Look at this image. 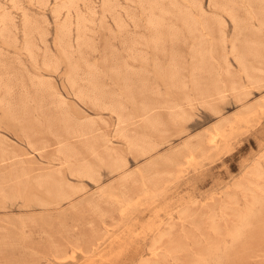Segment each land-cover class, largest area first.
<instances>
[{"label": "rangeland", "instance_id": "rangeland-1", "mask_svg": "<svg viewBox=\"0 0 264 264\" xmlns=\"http://www.w3.org/2000/svg\"><path fill=\"white\" fill-rule=\"evenodd\" d=\"M222 2L234 11L237 24L224 11L211 7L209 0L191 4L187 0H0V182L1 176L24 168L35 176L49 172L54 180L59 179L56 172L60 170L64 180L83 186L80 195L60 206L39 205L33 198L42 193L33 187L10 201L0 198V264H264V111H260L264 110V70L257 73V82L245 73L248 67L264 65V26L259 23L264 21V0ZM172 3L188 11L192 20L205 18L211 31L199 35L185 28L174 18ZM236 39L239 43L255 40L261 47L241 62L240 53L231 47ZM204 47L213 51V67L210 74L200 73L198 81L200 87L210 85L213 96L209 101L200 97L192 80L195 53ZM175 62L183 64L184 92L169 83ZM76 64L79 73L97 76L111 109L76 98L67 83L68 69ZM142 83L148 88L147 111L137 90ZM81 84L89 86L86 80ZM40 85L45 89L43 104L38 102ZM251 105L259 106L250 109ZM118 108L125 124L114 111ZM244 108L250 115L248 110L241 113ZM184 113L183 119L176 117ZM240 114L247 116L237 119ZM65 118L78 126L76 133H62L60 123ZM86 123L92 124L91 135L99 144H106L114 157L127 161L123 171L113 172L91 157L88 147L93 137L81 128ZM217 129L221 136L215 142L212 135ZM137 133L148 134L157 149L146 156L133 152L130 140ZM60 134L66 135L81 161L87 159L97 167L100 183L70 176L65 155L59 151ZM30 141L35 143L31 146ZM127 174L135 179L133 184L125 183ZM144 180L156 183L145 188ZM31 181L4 183L17 188ZM127 196L133 198L130 203L124 200ZM91 201L105 215L91 211L86 206ZM185 210L190 219H180ZM117 223H136L129 234L140 241L110 244L113 233L125 236V230L117 227L106 233L105 228L112 229ZM101 236L106 243L95 244ZM77 238H84L87 243L82 248L90 251L82 250L73 259L66 257L65 262L53 261L51 241L66 244Z\"/></svg>", "mask_w": 264, "mask_h": 264}, {"label": "bare ground", "instance_id": "bare-ground-1", "mask_svg": "<svg viewBox=\"0 0 264 264\" xmlns=\"http://www.w3.org/2000/svg\"><path fill=\"white\" fill-rule=\"evenodd\" d=\"M176 1V0H175ZM187 1H190V4H191V2H194V0H187ZM171 2V1H170ZM249 2V1H248ZM250 2H251V0H250ZM65 3V2H64ZM69 3H70V1H69ZM72 3V2H71ZM251 4V3H250ZM61 5V4H60ZM189 5V4H188ZM209 5L211 6V7H213V8H215V9H218V10H222V11H224L225 13H227L228 15H230L232 18V21H233V19H235V23L237 24V22H236V16L235 15H233L234 13V11L232 12L231 10V7H229L226 3H223L222 2V0H209ZM172 6L174 7V11H173V16H174V18H177L178 20H180L181 22H182V24L185 26V28H187V29H189V30H195L196 31V33H198L199 35L201 34V32H203V31H211V28H212V26H211V24L209 23V21H207L205 18H201V19H199V20H192V19H190V16H189V13H187V12H185L184 10H182V8L179 6V4L178 3H172ZM195 6V5H194ZM57 7V6H56ZM65 7V6H64ZM59 8V7H58ZM160 8V4H159V2H158V9ZM192 8H194L193 6H192ZM252 9V8H251ZM57 10V9H56ZM56 10H55V12H56ZM260 10V9H259ZM59 11V9L57 10V13H59L58 12ZM163 11V10H162ZM254 11V10H253ZM54 12V13H55ZM168 12V11H167ZM205 12V11H204ZM5 13V12H4ZM201 14V13H200ZM199 14V15H200ZM205 15H206V13H204ZM203 14V15H204ZM153 16V15H152ZM192 16V15H191ZM196 18H197V15L195 16ZM199 17V16H198ZM257 17L258 16H256V19H257ZM157 18V17H156ZM200 18V17H199ZM155 19V18H154ZM194 19V18H193ZM150 20V19H149ZM221 20V19H220ZM239 20V19H238ZM261 21V20H260ZM151 23V22H150ZM161 23H162V17L161 18H159L158 19V31H160L161 29L159 28V26H161ZM220 23H222L221 21H220ZM224 23V22H223ZM233 23H234V21H233ZM239 23V22H238ZM259 23H261V25H262V27L264 26V21H262V22H259ZM29 25V24H28ZM221 25V24H220ZM3 26H5V25H3ZM152 26H153V23H152ZM155 26V25H154ZM183 26V27H184ZM236 26H238V25H236ZM261 27V26H260ZM261 27V28H262ZM174 28V27H173ZM238 28H240L239 26H238ZM35 35V34H34ZM202 36V35H201ZM210 36V35H209ZM226 37V36H225ZM225 37H223V39L225 38ZM162 39V37H161V35H159L158 36V48L161 46V43H160V40ZM201 39V38H200ZM156 41V40H155ZM225 40H223V42H224ZM226 42V41H225ZM224 42V43H225ZM229 42H230V40H229ZM259 42H262V40L260 41L259 40ZM193 44V43H192ZM264 43H262V46H264L263 45ZM213 46V44H210V46ZM225 45H226V43H225ZM231 46V45H230ZM258 46H260L261 47V45H260V43H258V41H255V40H250V41H248V40H246V41H244V42H240L239 43V39H236V40H234L233 41V43H232V48H233V52L234 53H240V61L241 62H244L245 60H246V58L248 57V55L249 54H251L252 53V55H254V54H257V50H255V49H257V48H260V47H258ZM191 47H193V45H191ZM225 47V46H224ZM211 48V47H210ZM213 48V47H212ZM231 48V49H232ZM226 49V48H225ZM230 49V48H229ZM212 51V50H211ZM211 51H210V49H207V48H203V49H199V50H197L196 51V53H195V59H196V64H195V68H194V72H193V74H192V80L194 81H196V83H194V89H196L197 91H199V94H200V97L202 96V97H204L205 98V100L207 99L208 101L209 100H211V98H212V90H211V87H209L210 85L207 83L206 85H204L203 87H200V84H199V81H198V76L200 75V73H202V72H207V73H209L210 74V71H211V69H212V67H213V65H212V57H213V55H212V53H211ZM262 51V50H261ZM213 52V51H212ZM232 52V51H231ZM176 54V53H175ZM230 54V53H229ZM232 54V53H231ZM64 55H66V54H64ZM225 55V54H224ZM228 55V54H227ZM226 55V56H227ZM234 55V54H233ZM238 56V55H237ZM237 56H234L235 58H237ZM232 57V56H231ZM179 58V57H178ZM214 58V57H213ZM234 58V59H235ZM67 59V58H66ZM65 59V60H66ZM173 59H175V58H173ZM238 59V60H239ZM68 60V59H67ZM215 60V59H214ZM236 60V59H235ZM237 61V60H236ZM69 65V64H68ZM183 67V64L181 63V62H175V64L173 65V67H172V69H171V71H170V74H169V76H168V78H169V83H170V86L171 87H173V88H176V89H178V90H180V91H182V92H184V89L186 88V83L185 82H183V79H184V75L180 72V69ZM48 68V67H47ZM48 69H50V67L48 68ZM55 69V68H54ZM53 69V70H54ZM57 69V68H56ZM77 69H78V66H77V64L76 65H73V66H71V67H69V69H68V71H69V80H68V82L67 83H69V86H70V88L73 90V92H74V94H75V96H76V98H78L80 101H82V102H86V103H91L92 105H94L95 107H97V108H101V109H111V107L113 106V105H111V103L108 101V98L105 96V94H104V92L101 90V88H100V86L98 85V83H97V76L96 75H94V74H92V73H87V74H81V73H79L78 71H77ZM50 70H52V69H50ZM90 70V69H89ZM264 70V65L263 66H261V67H248V68H246L245 69V73H246V75L248 76V78L249 79H251V81H254V82H257L259 79H258V77H257V73H259V72H261V71H263ZM158 71V70H157ZM45 72V71H44ZM56 72V71H55ZM166 72H167V69H166ZM229 72V71H228ZM242 72V71H241ZM243 72H244V70H243ZM157 73V72H156ZM161 73V72H160ZM244 73V74H245ZM228 74V73H227ZM243 75V74H242ZM162 76V75H161ZM166 76H167V73H166ZM246 76V77H247ZM105 77H107V76H105ZM157 77H159L158 75H157ZM204 77V76H203ZM163 78V77H162ZM162 78H161V81H162ZM159 79V78H158ZM166 79H167V77H166ZM247 79V78H246ZM81 80H86L88 83H89V86L88 87H86V86H83L82 84H81ZM160 80V79H159ZM164 80H165V78H164ZM129 82H131V79H129L128 80ZM225 84V83H224ZM208 85V86H207ZM234 86V85H233ZM137 88H139V89H137L138 90V92H139V95H140V97H141V105H142V108L145 110V111H147L149 108H150V103L147 101V99H148V88H147V86H146V84L145 83H142V84H140V85H138L137 86ZM37 90H38V94H39V103L40 104H43V102H44V96H45V93H44V91H45V89H43L42 87H41V85L40 86H38L37 87ZM170 90H171V88H170ZM124 92H125V90H123ZM132 91V90H131ZM169 91V90H168ZM248 92V91H247ZM217 93V92H216ZM222 93V89H219V91H218V94L220 95ZM59 95V94H58ZM172 95V94H171ZM238 95V94H237ZM61 96V95H60ZM127 96V95H126ZM55 97V96H54ZM170 97V96H169ZM61 98V97H60ZM63 98V97H62ZM130 99V98H129ZM225 99V98H224ZM237 99V98H236ZM242 100V99H241ZM245 100V99H244ZM129 101H132V100H129ZM259 102V101H258ZM64 103V102H63ZM256 103V102H255ZM259 103H261V100H260V102ZM263 104H264V102H263ZM209 105V104H208ZM253 105V104H252ZM250 106V109L252 108V107H254V106ZM136 106V105H135ZM256 106V105H255ZM259 106V105H258ZM258 106H256V108L258 107ZM137 107V106H136ZM248 107V106H247ZM255 108V107H254ZM255 108V109H256ZM260 108H261V105H260ZM259 108V109H260ZM4 109V108H3ZM37 109V108H36ZM245 109V108H244ZM263 109H264V105H263ZM247 110H248V108H247ZM246 109H245V112H241V113H246V111H247ZM253 110V109H252ZM2 111V110H1ZM7 111L8 110H6V113H4L5 115H4V117H6V114H8L7 113ZM37 111V110H36ZM79 111V110H78ZM83 111V110H82ZM115 112H117L118 114H119V116H120V120H121V123L122 124H125V122H126V119H125V117L123 116V114L121 113L122 111L121 110H119V108L118 109H116V110H114ZM244 111V110H243ZM251 111V110H250ZM260 111H262L261 113H263V111L264 110H260ZM2 112H5V110L4 111H2ZM253 112L255 113L256 112V110L254 111L253 110ZM257 112H259L258 110H257ZM240 113V112H239ZM252 113V112H251ZM236 114V113H235ZM247 114V113H246ZM246 114H243V115H241L240 114V117L241 116H247V115H250L249 114V110H248V114L246 115ZM256 114H258V113H256ZM11 116H12V114H10ZM252 115V114H251ZM254 115V114H253ZM252 115V116H253ZM232 116V115H231ZM8 118H9V115L7 116ZM177 118H179V119H183L184 117H185V113H184V115H182V114H178L177 116H176ZM230 117V116H229ZM237 117H238V115H237ZM249 117V116H248ZM1 118V117H0ZM3 118V117H2ZM2 118H1V120H2ZM7 118V119H8ZM236 118V117H235ZM247 118V117H246ZM5 119V118H4ZM16 119V118H15ZM86 119H88V118H86ZM118 119V118H117ZM227 119V118H226ZM237 119H242V117L241 118H237ZM237 119H235L236 121H237ZM72 120V119H71ZM89 120V119H88ZM143 120V119H142ZM244 120V119H243ZM247 120H249V118H247ZM16 121V120H15ZM239 121V120H238ZM245 121V120H244ZM8 122V121H7ZM11 122V121H10ZM13 122V121H12ZM146 122V121H145ZM222 122H224V121H222ZM225 122H227L226 120H225ZM16 123V122H15ZM18 123V122H17ZM45 123V122H44ZM233 123H235V122H233ZM237 123H239V122H237ZM14 124V123H13ZM145 124H147V123H145ZM219 124V123H218ZM223 124V123H222ZM227 124V123H226ZM229 124V123H228ZM240 124V123H239ZM245 124V123H244ZM55 125V123H53V122H51L50 123V126L51 127H53ZM217 125V124H216ZM230 125V124H229ZM242 125V124H241ZM222 126V125H221ZM221 126H220V128H221ZM234 126V125H233ZM14 127V126H13ZM226 127V126H225ZM225 127H223V128H225ZM236 127V126H235ZM60 128H61V131H62V133H64V134H67V133H76L78 130H79V128H78V126H76V125H74V124H72V123H70L66 118L65 119H62L61 120V123H60ZM81 128L83 129V130H86L87 132H88V136H89V138H92V140H91V142L89 143V153L91 154V157L93 156V157H95L98 161H99V163L102 165V166H104V167H106V168H108L109 170H113V172H115V171H123L126 167H127V165H128V163H127V161H125V160H123V159H120V158H116V156L114 157L113 156V153H112V151H111V149L106 145V144H104V145H101V144H99V142L96 140V137H94V136H92L91 135V133H92V124L91 123H86V124H84V125H82L81 126ZM227 128V127H226ZM225 128V129H226ZM123 129L124 130H126L125 128H124V126H123ZM159 129V128H158ZM219 129V128H218ZM217 129V130H218ZM230 129H231V126H230ZM240 129V128H239ZM213 130V129H212ZM216 131V130H215ZM221 131H224V129H221ZM226 131V130H225ZM224 131V132H225ZM233 131V130H232ZM232 131H231V133H232ZM237 131V130H236ZM240 131V130H239ZM45 133V132H44ZM208 133V132H207ZM211 133H213V132H211ZM228 133V132H227ZM121 134H122V132H121ZM120 134V135H121ZM222 134H223V132H222ZM120 135H119V137H120ZM237 135V134H236ZM197 136V135H196ZM211 136V135H210ZM212 136H213V138H212ZM211 136V138H212V140L214 141V140H218V138L221 136V133L219 132V130H218V132L215 134V136L214 135H212ZM224 136V135H223ZM229 136V135H228ZM57 137H58V139H59V141H60V143H61V147H60V152L62 153V154H64L65 155V160L64 161H66L67 163H68V168H69V173H70V176L72 175V176H74L75 178L77 177V178H88V180L90 179V181L91 182H95V183H100L101 182V180H102V175L100 174V172H99V170L97 169V167L92 163V162H87L86 160H84V161H81V159L80 158H78V155H79V153H78V151L77 150H75L74 148H73V146L71 145V144H68V142H67V139H66V135H62V134H60V135H57ZM225 137V136H224ZM230 137V136H229ZM231 137H233L232 135H231ZM193 138V137H192ZM226 138V137H225ZM228 138V137H227ZM79 139V138H78ZM127 139H130V138H127ZM221 139V138H220ZM230 139V138H229ZM191 140V139H190ZM202 140V139H201ZM211 139H210V141H212ZM217 140L215 141V142H217ZM222 140H224L223 139V137H222ZM228 140V139H227ZM208 141V140H207ZM206 141V142H207ZM210 141H209V143H210ZM35 143V141H30V144H31V146L33 145ZM59 143V144H60ZM110 143V142H109ZM203 143H205V142H203ZM225 143H227L226 141H225ZM229 143H231V142H229ZM189 144V143H188ZM187 144V145H188ZM208 144V143H207ZM212 144V143H211ZM213 144H214V142H213ZM191 145V144H190ZM210 145V144H209ZM218 145V144H217ZM60 146V145H59ZM200 146V145H199ZM219 146V145H218ZM85 147V146H84ZM157 147H158V145L151 139V137L148 135V134H141V133H137L135 136H132L131 137V140H130V147L129 148H131V150L133 151V152H135V153H137V154H139V155H141V156H146V155H149V154H151L152 152H154L156 149H157ZM192 147V146H191ZM195 147V146H194ZM197 147H198V145H197ZM128 148V149H129ZM181 148V147H180ZM184 148V147H183ZM227 148H228V146H227ZM179 149V148H178ZM189 149V148H188ZM193 149V148H192ZM199 149H201V146L199 147ZM217 149H218V147H217ZM191 150V149H190ZM225 150V149H224ZM197 152H198V149L196 150ZM204 151V150H203ZM203 151H201V152H203ZM188 152V151H187ZM193 152V151H192ZM194 152H195V149H194ZM220 152V151H219ZM196 153V152H195ZM4 154V153H3ZM173 154H175V152H173ZM172 155V154H171ZM180 155V154H179ZM185 155V154H184ZM194 155V154H193ZM63 156V155H62ZM173 156V155H172ZM175 156H177V155H175ZM195 156V155H194ZM194 156H193V158H194ZM160 157H161V155H160ZM168 157V156H167ZM181 157H183V156H181ZM187 157V156H186ZM114 158V159H113ZM175 158H177L178 159V157H175ZM188 158V157H187ZM191 158V157H190ZM192 158V159H193ZM196 158V157H195ZM205 158V157H204ZM184 159V158H183ZM153 160V159H152ZM151 160V161H152ZM156 161H157V159H155ZM159 160V159H158ZM167 160V159H166ZM185 160H187L186 158H185ZM189 160L190 159H188V163L190 164V163H193V162H189ZM195 160V162H196V159H194ZM198 160V159H197ZM202 160V159H201ZM193 161V160H192ZM154 162V161H153ZM152 162V163H153ZM163 162V161H162ZM165 162V161H164ZM163 162V163H164ZM172 162H174V161H172ZM176 163L175 164H178L177 163V161H175ZM162 163V165H163V167H164V165L165 164H163ZM156 164V163H155ZM159 164V163H158ZM167 164H168V162H167ZM167 164H166V166H167ZM189 164H188V166H189ZM197 164V163H196ZM260 164V163H259ZM67 165V164H66ZM152 165V164H151ZM154 165V164H153ZM172 165V164H171ZM170 165V166H171ZM181 165V164H180ZM33 166V165H32ZM149 166V165H148ZM155 166H157V165H155ZM175 166H177V165H175ZM179 166V165H178ZM188 167L187 166V164L186 165H184V167ZM195 166V165H194ZM191 167H192V165H191ZM147 168V167H146ZM179 168H180V166H179ZM179 168H177V169H179ZM194 168V167H193ZM10 169V168H9ZM13 169V168H12ZM140 169V168H139ZM141 170V169H140ZM149 170H150V168H149ZM180 171V170H179ZM181 171H182V169H181ZM4 172H6V171H4ZM148 172V171H147ZM56 173H58L59 174V179L58 180H54V179H52V176L54 175V174H50L49 172L48 173H45V174H41V175H37V176H35L36 175V173H35V175H31V173L27 170V169H22V170H14L13 172H11V173H9V174H5L4 176H1V179H3L2 180V182H0V198H4V199H6V200H9V199H13L14 198V195H16V194H18V193H21V192H25V191H30V189L33 187V188H37V190H40V192L42 193V196L41 197H38V196H34V194L32 195L31 193L29 194V195H31V196H34L35 198H33V199H35L37 202H38V204L39 205H42L43 207L44 206H48V207H52V205H56V206H60V204H62V203H64L65 201L67 202V201H72L76 196H78V195H80V193L83 191V186L82 187H80L82 184H80V186L77 184V186L74 184H72L71 183V181H68L67 179H65L64 180V177H63V175H62V171H60V170H58V172H56ZM110 173H111V171H110ZM141 173V172H140ZM143 173V172H142ZM166 173V172H165ZM164 173V174H165ZM112 174V173H111ZM114 174V173H113ZM144 174V173H143ZM169 174V173H168ZM155 175V174H154ZM144 176V175H143ZM260 176V175H259ZM258 176V177H259ZM263 176V175H262ZM262 176H260V178L262 177ZM123 177H125V175L123 176ZM25 178H27V179H31L32 181L31 182H29V183H25L24 184V186L23 187H21V186H18L17 188H10V186H8V185H6L5 183L6 182H10V181H12V179H15V181L16 180H18V182H21V181H23V179H25ZM125 179V183L127 184V185H129V184H133L134 182H135V179L134 178H132L131 176H128V174L126 175V177L124 178ZM123 179V180H124ZM144 179V178H143ZM151 179V178H150ZM54 180V181H53ZM121 180V179H120ZM122 180V181H123ZM263 180V179H262ZM117 181V180H116ZM119 181V180H118ZM5 182V183H4ZM26 182V181H25ZM114 183V182H113ZM155 184L156 183V181H151L150 182V180L149 181H145L144 180V182L142 183V185L143 186H145V185H148V184ZM16 184H18V183H16ZM20 184H22V183H20ZM169 183H167V185H168ZM112 185V184H111ZM122 185V184H121ZM120 185V186H121ZM252 185V184H251ZM147 186H145V188H146ZM9 188V189H8ZM21 188V190H19ZM106 188V187H105ZM121 188H123V187H121ZM144 188V187H143ZM101 189V188H100ZM114 189H116V188H114ZM85 190V189H84ZM119 189H117V191H118ZM148 190V189H147ZM34 191H36V189H34ZM105 192H106V190H104ZM112 191H114L113 189H112ZM145 191V190H144ZM154 191V190H153ZM38 193H39V191H37ZM85 192V191H84ZM108 192L110 193L111 191H109V188H108ZM108 192H106V193H108ZM146 192V191H145ZM250 192V191H249ZM98 193H100V192H98ZM104 193V192H103ZM147 193V192H146ZM156 193V192H155ZM247 193V192H246ZM253 193H255V192H253ZM40 194V193H39ZM101 194H102V192H101ZM147 194H149V193H147ZM256 194V193H255ZM20 195V194H19ZM41 195V194H40ZM125 195V194H124ZM150 195V194H149ZM153 195H155V194H153ZM246 195V194H245ZM18 196V195H17ZM17 196H15L16 197V199L18 198ZM24 196V195H23ZM103 196V195H102ZM110 196V195H109ZM123 196V195H122ZM142 196V195H141ZM146 196V195H145ZM248 196V195H247ZM257 196V195H256ZM21 197V196H20ZM104 197V196H103ZM118 197H120V195H118ZM26 198V197H25ZM31 198V199H32ZM111 198V197H110ZM113 198V197H112ZM116 198V197H115ZM138 198V197H137ZM136 198V199H137ZM151 198V197H150ZM155 198H157V197H155ZM257 198V197H256ZM28 199H30V196H29V198ZM28 199L26 200L27 202H28ZM30 199V200H31ZM114 199V198H113ZM118 199V198H117ZM132 196H127V197H125L124 198V200L125 201H127V203H130L131 201H132ZM139 199V198H138ZM230 199V198H229ZM247 199V198H246ZM119 200V199H118ZM117 200V201H118ZM121 200V199H120ZM135 200V199H134ZM139 200H141V199H139ZM255 200V199H254ZM10 201V200H9ZM18 201V200H17ZM113 201V200H112ZM32 202V201H31ZM81 202V201H80ZM113 202H115V201H113ZM123 202V201H122ZM137 202H139V201H137L136 200V203ZM78 203V202H77ZM116 203V202H115ZM124 203V202H123ZM248 203H249V201H248ZM4 204V203H3ZM82 204H84V203H82ZM81 204V205H82ZM133 205H135V202L134 203H132ZM28 205H29V203H28ZM50 205V206H49ZM41 206V207H42ZM86 206L91 210V211H93L94 213H99L100 215H105L104 213H102L101 211H100V207H99V205H98V203H96V202H93V201H91V202H88L87 204H86ZM125 206V205H124ZM137 206V205H136ZM139 206V205H138ZM129 207H132V206H129ZM134 207V206H133ZM3 208V207H2ZM47 208V207H46ZM74 208H75V206H74ZM122 208H124V207H122ZM126 208V207H125ZM250 208V207H249ZM252 208V207H251ZM126 209H128V208H126ZM247 209H248V207H247ZM65 210V209H64ZM75 210V209H74ZM121 210H123V209H121ZM121 210L120 211H118V212H121ZM133 210V209H132ZM168 211V210H167ZM221 211V210H220ZM61 212V211H60ZM59 212V213H60ZM124 212H126V211H124ZM124 212H123V214H124ZM243 212V211H242ZM133 213V212H132ZM61 214V213H60ZM88 214V213H87ZM153 214V213H152ZM172 214V213H171ZM244 214V213H243ZM132 215V214H131ZM154 215V214H153ZM191 214H189V213H187V211L185 210V211H183L182 213H180V219H186L187 220V218L190 216ZM172 216V215H171ZM194 216V215H193ZM29 217V216H28ZM104 217V216H103ZM126 217V216H125ZM152 217V216H151ZM170 217V216H169ZM195 217V216H194ZM193 217V218H194ZM36 218V217H35ZM61 218V217H60ZM155 218V217H154ZM171 218V217H170ZM191 217H189V219H190ZM172 220V219H171ZM49 221H51V220H49ZM54 221V220H53ZM156 222H157V220H156ZM159 222V221H158ZM8 223V222H7ZM6 223V224H7ZM62 223H63V221H62ZM103 224H105V223H103ZM122 223H117L116 225H114L115 227V229L114 228H112V229H109V228H105V231H106V233H108V232H111V231H114V230H116V227L117 228H122L123 230H125V236L126 235H128V238L127 237H123L122 235H119V236H114V233L112 234L113 236L111 237V240H110V244H117V245H120V244H123V243H129V244H131L132 242H133V239H134V237H133V239H132V237H131V235L129 234V233H133L134 232V230H135V226L134 225H136V223L134 224V225H131V224H126L125 226H120ZM227 224V223H226ZM10 225V224H9ZM106 225V224H105ZM175 224H173L172 226H174ZM108 226V225H107ZM248 226V225H247ZM50 227V226H49ZM48 227V228H49ZM109 227V226H108ZM140 227H141V225H140ZM23 228V227H22ZM111 228V227H110ZM159 227H157V229H158ZM235 228V227H234ZM156 229V228H155ZM172 229H173V227H172ZM183 229V228H182ZM197 229V228H196ZM237 229V228H236ZM235 229V230H236ZM18 230V229H17ZM119 230V229H118ZM231 230H234V229H231ZM234 230V231H235ZM51 231V230H50ZM233 231V232H234ZM136 232V231H135ZM143 232V231H142ZM169 232V231H168ZM231 232V231H230ZM167 233V232H166ZM166 233H162L161 234V236H163V237H165L167 234ZM232 233V232H231ZM235 233H236V231H235ZM234 233V234H235ZM123 234V233H122ZM233 234V233H232ZM109 234H107L106 236H108ZM116 235V234H115ZM122 236V237H121ZM51 237V236H50ZM163 237H161V239L163 238ZM234 238H236V237H234ZM97 239V241H96V243L95 244H98V245H101V244H103V243H106V242H103V241H105V239L103 238V236H101V237H97L96 238ZM135 239H137L138 240V237L137 238H135ZM134 239V240H135ZM23 240V239H22ZM24 241H25V239H24ZM138 241H140V240H138ZM233 241V240H232ZM234 242H235V240H234ZM25 243V242H24ZM87 243V241L85 242V239L84 238H77V239H70V240H68V242L66 243V244H58V243H56V242H53V241H51L50 242V245H49V249H50V256L51 257H53V261H55V260H57V261H60V260H62L63 259V262H65L64 261V259L66 258V259H68V258H71V259H73V258H75L79 253H80V251H82V250H86V252H88V251H90L89 249L90 248H86V249H83L82 248V244H86ZM94 244V243H93ZM126 244V245H127ZM130 246V245H129ZM137 246H138V244H137ZM137 246H136V248H137ZM71 248V253H68L67 254V248ZM96 247H97V245L95 246V247H93V248H91V249H96ZM230 248V247H229ZM123 250V249H122ZM128 250V249H127ZM152 250H153V247H152ZM2 251V250H1ZM93 251H95V250H93ZM97 251V250H96ZM124 251V250H123ZM153 253H154V251H152ZM151 252V253H152ZM211 252V251H210ZM82 253V252H81ZM152 253V255H155V254H153ZM84 254V253H83ZM84 256H87V254H85ZM119 258V257H118ZM141 258H142V256H141ZM207 258V256L205 257V259ZM55 259V260H54ZM71 259L69 260V261H71ZM143 259V258H142ZM49 260V259H48ZM207 260V259H206ZM75 261V260H74ZM73 261V262H74ZM111 261H113V259L111 260ZM62 262V261H61ZM49 263V262H48ZM57 263V262H56ZM207 263V262H206ZM68 264V263H67Z\"/></svg>", "mask_w": 264, "mask_h": 264}]
</instances>
